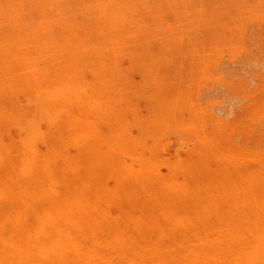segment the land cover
Masks as SVG:
<instances>
[{
	"label": "rangeland",
	"instance_id": "1",
	"mask_svg": "<svg viewBox=\"0 0 264 264\" xmlns=\"http://www.w3.org/2000/svg\"><path fill=\"white\" fill-rule=\"evenodd\" d=\"M46 135L98 175L187 158L194 215L264 221V0H0V142Z\"/></svg>",
	"mask_w": 264,
	"mask_h": 264
},
{
	"label": "bare ground",
	"instance_id": "2",
	"mask_svg": "<svg viewBox=\"0 0 264 264\" xmlns=\"http://www.w3.org/2000/svg\"><path fill=\"white\" fill-rule=\"evenodd\" d=\"M0 152V264H264L257 204L240 198L231 223L220 203L194 215L187 158L162 174L144 158L123 169L110 152L98 175L47 135L19 152L0 142Z\"/></svg>",
	"mask_w": 264,
	"mask_h": 264
}]
</instances>
